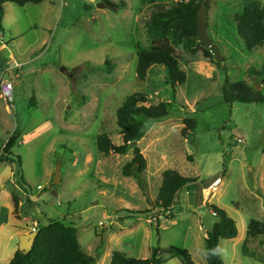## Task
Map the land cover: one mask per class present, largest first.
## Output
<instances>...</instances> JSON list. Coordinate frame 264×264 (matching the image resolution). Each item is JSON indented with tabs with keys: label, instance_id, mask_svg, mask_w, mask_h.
<instances>
[{
	"label": "rangeland",
	"instance_id": "rangeland-1",
	"mask_svg": "<svg viewBox=\"0 0 264 264\" xmlns=\"http://www.w3.org/2000/svg\"><path fill=\"white\" fill-rule=\"evenodd\" d=\"M181 1L187 0H103L114 10L98 8L101 0L4 5L0 81H10L13 89L10 103L0 91V154L17 129L11 152L20 159L29 189L22 197L23 215L36 227L54 220L74 226L81 250L97 258L96 264H109L114 252L147 259L156 248L163 264H183L182 251L194 264H206L201 224L206 205L224 210L236 223L237 237L218 243L223 263L264 264V230L255 238L247 235L252 220L264 229V105H227L220 92L225 81L262 88L249 70H262L264 47L247 50L234 17L253 2L264 8V0L205 2L207 34L223 61L199 42L190 50L175 48L186 81L172 99L165 68L151 67L140 82L136 58L157 40L147 31L156 6L168 9ZM6 63L22 64L18 79L2 74ZM134 93L145 95L149 105L170 103L171 117L154 121L137 144L147 162L144 191L121 174L131 151L104 155L96 146L103 134L116 146L123 143L116 111ZM185 118H195L193 137L183 134ZM58 164L61 182L54 186ZM17 167L0 163V187H10L11 172L21 186ZM166 170L198 183L180 194L172 216L154 205ZM215 178L222 183L210 199L207 187ZM202 202L209 204L200 208ZM12 225L8 219L0 234V264L18 251L20 236ZM31 227L22 231L29 234L35 224Z\"/></svg>",
	"mask_w": 264,
	"mask_h": 264
},
{
	"label": "trees",
	"instance_id": "trees-1",
	"mask_svg": "<svg viewBox=\"0 0 264 264\" xmlns=\"http://www.w3.org/2000/svg\"><path fill=\"white\" fill-rule=\"evenodd\" d=\"M45 0H0V34L3 32L4 5L13 4L18 7L26 5H39ZM207 0L181 1L165 9L158 5L147 24V31L157 38L150 50L141 52L136 60V78L143 82L148 71L153 66H162L167 72V79L171 89L172 99H175L177 88L186 81V76L178 66L174 57L175 48L190 50L198 43L197 41V15L201 4ZM238 36L243 41L247 50L264 47V8L258 2H253L244 8L242 13L234 17ZM8 63H6L7 65ZM5 65V66H6ZM1 66V68H5ZM8 65L6 66V68ZM250 77L260 78L262 88H252L244 82L229 83L225 81L220 87L222 99L225 104H262L264 105V64L262 70H249ZM171 117L170 103L164 102L157 105H149L147 97L143 94L134 93L127 97L116 111V124L122 138V144L116 146L110 138L103 134L96 141L97 149L104 155H125L132 152L130 162L122 168L124 177H132L142 191L145 183L142 174L146 170L147 162L144 155L137 147L145 135L150 131L154 121L165 120ZM185 137H193L196 127L195 118L184 119ZM19 138L17 129L6 140L0 154V163L16 164L17 182L28 192L20 170V159L13 155L11 150ZM161 186L154 205L163 212L172 216L171 210L176 205L180 194L188 187L197 185V180L187 178L173 170H166L161 174ZM216 179V178H215ZM14 202V213H19L20 197L11 192ZM210 209L218 217L220 222L215 225L212 232H207L205 238L206 264H224L218 251L220 240H231L237 237L236 223L227 216L224 210L215 206H204L202 210ZM143 212L139 214H147ZM263 225L255 220L249 222L247 235L255 238L263 234ZM36 237L33 247L28 254L24 255L16 251L7 264H96L97 258L83 253L81 250L74 226L66 225L64 221L54 220L36 227ZM183 264H194L190 254L182 251L178 254ZM109 264H163L159 257V249L153 250L147 259L127 258L119 252L111 255Z\"/></svg>",
	"mask_w": 264,
	"mask_h": 264
},
{
	"label": "water",
	"instance_id": "water-1",
	"mask_svg": "<svg viewBox=\"0 0 264 264\" xmlns=\"http://www.w3.org/2000/svg\"><path fill=\"white\" fill-rule=\"evenodd\" d=\"M101 5H98V8H108L109 10H114L113 6H110L107 3H104L103 0ZM206 10H205V4H201V7L198 11L197 15V41L202 44L204 47L210 49L217 62H222L223 58L221 57V53L219 48L214 45L210 39V37L207 34L206 30ZM59 72L67 77L71 76V72H68L65 68H61ZM256 89L259 91L260 87L256 86ZM61 165H57L52 184L54 186L59 185L61 182ZM220 222V217H218L215 213H213L210 209H207L203 212V215L201 217V224L206 229L207 232H212L215 225ZM36 231L30 232L29 234H25L20 237V243L18 246V251L24 255L28 254L29 251H31L33 247V243L36 237Z\"/></svg>",
	"mask_w": 264,
	"mask_h": 264
},
{
	"label": "crops",
	"instance_id": "crops-1",
	"mask_svg": "<svg viewBox=\"0 0 264 264\" xmlns=\"http://www.w3.org/2000/svg\"><path fill=\"white\" fill-rule=\"evenodd\" d=\"M145 138V137H144ZM2 164H6V163H2ZM9 165V164H8ZM13 167L16 166V164H13L12 165ZM12 176V177H11ZM11 176L7 178V181L6 183L10 186L8 189L5 187V186H1L0 187V203L2 202L1 204V208H0V234L2 233V230L5 226L8 225V219L10 221V223H12L13 225V230L15 231L14 235H18V236H23L25 234L28 233V231H25L23 232V228L24 230L26 229H29L31 230V224H36V221H30L29 218L25 217L21 211V209L23 208V206L25 204H23V199L22 197L26 196V189L21 185L19 186V189L17 186H16V181L14 179V176L12 175V172H11ZM25 181V180H24ZM3 183V181H2ZM26 183V182H25ZM222 183V182H221ZM18 184V183H17ZM221 185V184H220ZM12 187H15V189L13 190ZM24 189V190H22ZM187 191V190H186ZM11 192H14L16 193L19 197H20V203H19V213L18 215L16 216L15 213H14V202H13V199H12V195H11ZM187 194H189L190 192H186ZM205 204H209V202H202L201 205H200V208L202 206H204ZM3 212L6 213L7 215V219L4 220L3 219ZM200 216V215H199ZM29 226V228H27ZM20 231H22L23 233H20ZM206 238V236H205ZM16 251L13 250V253L12 255L7 259V260H11V258L13 257L14 253ZM8 261V262H9ZM7 264V263H6Z\"/></svg>",
	"mask_w": 264,
	"mask_h": 264
},
{
	"label": "built area",
	"instance_id": "built-area-1",
	"mask_svg": "<svg viewBox=\"0 0 264 264\" xmlns=\"http://www.w3.org/2000/svg\"><path fill=\"white\" fill-rule=\"evenodd\" d=\"M0 45L2 48L6 47L5 44L1 41V38H0ZM7 65L8 67L3 70L2 74L6 75L9 72H11L13 77L15 79H18L22 64L14 63L13 65L12 64H7ZM12 89H13V85L10 81L7 80L0 81L1 98L4 99L5 102L7 103L8 102L10 103L12 101V96H11ZM221 182L222 180L220 178H216L211 182V184L208 185L207 190L210 199L215 196L216 188L221 184ZM36 225L37 224H35L33 231H36Z\"/></svg>",
	"mask_w": 264,
	"mask_h": 264
}]
</instances>
